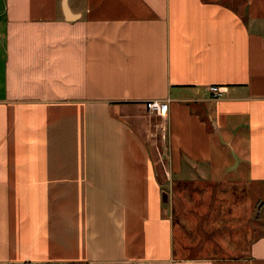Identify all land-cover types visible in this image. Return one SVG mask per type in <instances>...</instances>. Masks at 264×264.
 <instances>
[{
    "label": "crops",
    "instance_id": "crops-1",
    "mask_svg": "<svg viewBox=\"0 0 264 264\" xmlns=\"http://www.w3.org/2000/svg\"><path fill=\"white\" fill-rule=\"evenodd\" d=\"M262 199L264 0H0V264H264Z\"/></svg>",
    "mask_w": 264,
    "mask_h": 264
},
{
    "label": "built area",
    "instance_id": "built-area-1",
    "mask_svg": "<svg viewBox=\"0 0 264 264\" xmlns=\"http://www.w3.org/2000/svg\"><path fill=\"white\" fill-rule=\"evenodd\" d=\"M210 91L214 98H219L225 91L224 87H220L218 85L210 86ZM148 109L151 112L158 114H165L168 111V102L160 101V100H149L146 102Z\"/></svg>",
    "mask_w": 264,
    "mask_h": 264
},
{
    "label": "rangeland",
    "instance_id": "rangeland-1",
    "mask_svg": "<svg viewBox=\"0 0 264 264\" xmlns=\"http://www.w3.org/2000/svg\"><path fill=\"white\" fill-rule=\"evenodd\" d=\"M154 113V112H153ZM158 114V113H157ZM159 115H164V114H159ZM157 121V120H156ZM160 121V120H159ZM162 135H163V133H162ZM163 137V136H162ZM161 143V142H160ZM154 144H155V142H154ZM166 144L164 143V142H162L161 143V145L158 143H156L155 144V149H156V153H160L161 152V150H162V155L163 156H165L166 155ZM158 148V149H157ZM159 150V151H158ZM160 157V156H159ZM164 194V193H163ZM261 204H264V199H262L261 201H259V205L260 206H262ZM262 214H264V211H263V209H262V212H261ZM262 214H260L261 216H263ZM262 221L264 222V219H262ZM263 229H264V223L263 224H260V233L263 231Z\"/></svg>",
    "mask_w": 264,
    "mask_h": 264
},
{
    "label": "water",
    "instance_id": "water-1",
    "mask_svg": "<svg viewBox=\"0 0 264 264\" xmlns=\"http://www.w3.org/2000/svg\"><path fill=\"white\" fill-rule=\"evenodd\" d=\"M163 196H164V200H167V194L165 192H164Z\"/></svg>",
    "mask_w": 264,
    "mask_h": 264
}]
</instances>
